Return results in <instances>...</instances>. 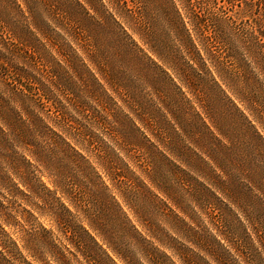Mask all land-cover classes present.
<instances>
[{
	"label": "clouds",
	"instance_id": "clouds-1",
	"mask_svg": "<svg viewBox=\"0 0 264 264\" xmlns=\"http://www.w3.org/2000/svg\"><path fill=\"white\" fill-rule=\"evenodd\" d=\"M16 3L43 48H32L34 59H21V54L13 55V60L47 85V95L64 116L46 115L30 101L46 126L41 134L17 96L29 94L14 84L16 74L9 62L0 61L9 70L0 78V94L20 113L43 152L21 139L0 116V130L12 144L2 151L14 150L29 166L18 167L9 155H0V264H189V253L201 264H220L219 257L193 239L194 233L212 238L230 264H255L248 250L236 242L239 233L226 227L222 210L215 202L198 199L196 184L183 172L231 208L235 217L228 219L243 226L251 247L264 258V226L251 215L250 206L231 198L207 169L197 167L198 155L227 179L209 152L207 136L198 144L200 134L192 137L185 131L186 122L195 119L202 131L233 150L237 166L232 171L264 199V191L249 179L247 166L254 157L253 167H264V40L257 34V29L264 32V10L257 15L251 0H244L230 17L207 0H100L101 14L91 0H79L89 16L111 27L106 40L112 45H102L108 48L106 60L87 29L56 3L42 0L39 7L54 30L51 34L33 23L25 0ZM180 7L189 17L200 47L186 27ZM105 16L110 17L107 23ZM202 16H220L227 22L255 82L249 79L246 84L236 59H226L219 42L209 39L211 26L206 31L205 26L198 27ZM151 19L158 21L157 32H167L171 52L153 47ZM181 26L191 45L179 33ZM3 37L7 47L0 43V51L10 54V49L20 47L7 26ZM189 50L195 52L194 58ZM107 61H114L135 87L113 79ZM56 65L70 77L75 91L58 82L52 73ZM193 69L206 84L192 74ZM45 73L52 75V81ZM161 76L154 85L153 80ZM145 112L153 121L145 122ZM125 117L145 146L129 143L121 134L124 125L120 121ZM174 135L179 137L175 143ZM168 161L183 172H173Z\"/></svg>",
	"mask_w": 264,
	"mask_h": 264
},
{
	"label": "trees",
	"instance_id": "trees-1",
	"mask_svg": "<svg viewBox=\"0 0 264 264\" xmlns=\"http://www.w3.org/2000/svg\"><path fill=\"white\" fill-rule=\"evenodd\" d=\"M28 4L29 11L32 15V21L39 27L42 31L51 34L54 30L47 24V22L41 16L39 11L40 4L42 0H25ZM51 2L56 3L58 9H63L68 13L70 17L78 22L81 28L87 29L89 35L93 36V39L97 45V48L100 52L101 56H104L107 60L108 55V48L103 47L102 45L107 44L108 46L112 45L111 41H107L106 37L108 33L111 31L110 25L106 28L104 25H101L99 21L95 20L94 17L88 15L87 11L83 9L80 5L79 0H51ZM93 5L97 7V10L103 14V6L100 4V0H91ZM190 3H195L197 0H189ZM205 0H198V3H203ZM207 2L213 3L217 6V8L225 15L230 17L233 13L235 8L241 6L244 3V0H207ZM253 5V11L259 15L261 10H264V0H251ZM11 9V11L9 10ZM195 11V9H194ZM181 15L185 17V25L191 31L193 39L197 45L200 47V41L196 38V33L192 28V24L189 20V17L185 14V10L183 7H180ZM195 17V14H194ZM154 19H151V28L152 31L149 33L150 38L153 42V47L157 48L158 45L155 43L154 37ZM106 23L110 21L109 16H105ZM0 43H4V46L7 47V43L4 41L3 37V30L4 27L7 26L11 33L17 37L20 41L19 48L10 49V54H6L4 51H0V61L7 60L11 66V71L15 73V81L14 84L23 90L24 93H28L29 96L25 97L21 93H17L18 98L20 99L25 111L32 117L33 124L36 125L37 130L44 133L45 125L40 117L31 109L29 102L37 103L38 106L41 108L45 114H51L54 116H61L63 117L64 114L58 108L57 104L49 98L47 95L50 92L47 85L40 80L38 76L32 73L27 67L23 65L17 64L13 60V55H21V59L28 57L29 60L34 59L32 58L33 52L32 48L36 50H40L43 48V45L39 42L38 38L29 28L26 18L24 17L23 13L19 11V5L16 3V0H0ZM226 21L220 16H212V17H199V25L203 28L205 26L206 29L211 26L213 30V36L210 37L213 42L218 41L220 47L224 48L225 52L227 53V57L235 58L238 62L239 66L243 69L244 73V81L247 84L249 79H252L255 82V77L252 74L247 62L245 61L243 55L239 51L234 39L232 32L226 27ZM179 33L182 34L187 43L191 45V40L187 38L186 30L182 28V26L178 29ZM258 37L264 40V32H260L257 29ZM51 42V38L47 37ZM166 42V41H165ZM165 42H163L160 46L161 52H171L172 47H169ZM163 48V50H162ZM220 49L218 48L217 51ZM201 53L205 56L207 55L204 53L203 48L200 49ZM190 57H195V52L189 50ZM197 57H199V53H196ZM261 59L264 60V55L261 56ZM109 64L110 74L113 79L117 80L118 82L126 81L124 77L121 76L120 72L115 70L114 67L116 63L114 61H107ZM201 66H203L201 62ZM214 70V69H213ZM8 68L4 67L2 63H0V78H3L4 75L8 73ZM52 73L57 77V80L60 84H63L66 88L75 91L74 84L71 82L70 77L66 75L64 71H62L59 65H56L52 68ZM192 74L196 76L202 83H207L203 77H200L198 73L193 69ZM46 78L49 81H52V75L45 73ZM11 80V77L9 76ZM191 79V76H189ZM28 81L29 83H25ZM126 86V85H125ZM53 87H56V84L53 83ZM264 88V86H262ZM59 90V89H58ZM63 95V93H61ZM39 97V100H34L33 98ZM81 110L84 109L83 105H78ZM0 116H3L8 120L10 125L19 132V137L21 139H25L28 143L34 144L36 149L39 153L43 154L42 149L38 142L34 139L33 132L31 129L27 128L25 121L21 118L20 113L17 112L14 108L11 107L9 101L0 94ZM120 119L119 117H117ZM67 123L75 124L74 121H71L70 118L64 117ZM127 118L125 117L120 122L124 127L120 129L121 134L124 136L129 143H136L139 144V139L136 138V133L132 129L131 126L128 125ZM185 131L192 137H195L197 134H200V140H197L196 143H201L204 141L205 136H207V143L211 145L210 154L213 156V159L217 160L219 165L224 169L227 174V179H222L215 171L207 165V162H204L201 157L197 155V167L203 169H207L208 175L212 177L215 184L226 194H228L231 198L236 201H240L243 205H248L252 208L251 215L255 217L256 220L260 221L262 226H264V199H260V197L256 196L253 192V189L249 187L242 179L241 175L233 172L232 168L237 166L233 163L234 153L233 150L227 149L224 147L220 141L216 140L212 135H208V133L193 129L191 126V122H186ZM211 134V133H210ZM179 140L178 135L173 136V142ZM215 140V142H213ZM215 143V147L212 144ZM12 148V144L8 141L7 137L3 134L2 130H0V155H9L11 159L15 160V164L18 167H22L23 165L25 168H28V164L23 159L16 157L15 151L13 150L11 153H4L2 149ZM148 150L151 152V148L147 147ZM182 151V149H180ZM46 155V154H44ZM251 155V153H249ZM238 159H243L242 157H238ZM255 158L252 157V160L248 163V167L251 169L249 173V179H253V183L256 184L257 187L264 191V167H260L259 165L253 167ZM155 163V161H154ZM241 168L244 167L243 164L240 165ZM176 168V167H175ZM259 169V170H258ZM156 170L159 173L160 171V164L156 163ZM176 172V169L173 170ZM179 175V174H177ZM187 180L190 182H194L197 187V191L199 192L198 199H202L205 203L215 202L216 207L222 210V213L225 215V224L228 230L232 233H239L240 237H237L238 245L244 249L246 248L251 255L255 264H264V258L259 257V255L255 252V249L251 247V244L248 242L247 234L243 231V226L240 224H233L231 219L234 218L235 214L232 212L231 208L225 204L214 192L210 189L202 185L199 181H196L194 177L185 176ZM2 179V178H0ZM47 233H44V237H47ZM197 237L194 233L193 238ZM81 240L84 239L83 235H81ZM203 245L205 248H210V246ZM209 251L211 250L208 249ZM213 254L220 258V264H230L226 254H224L223 249L216 245L214 250H211ZM190 257L189 264H194L193 259L189 254H186Z\"/></svg>",
	"mask_w": 264,
	"mask_h": 264
},
{
	"label": "rangeland",
	"instance_id": "rangeland-1",
	"mask_svg": "<svg viewBox=\"0 0 264 264\" xmlns=\"http://www.w3.org/2000/svg\"><path fill=\"white\" fill-rule=\"evenodd\" d=\"M153 23H154V30H155V29L157 28V26H158V21H156V20L154 19V20H153ZM153 35H154V37L156 38L154 41H155V43L158 45L157 49H158L159 51H161V50H160V46H161V45L163 44V42H165V41H166L165 43H166L169 47H172V45H171L170 42H169L168 34H167L166 31H164V30L161 29L159 32H157V31L155 30ZM162 46H164V45H162ZM162 50H163V48H162ZM162 52H163V51H162ZM114 69H115V70L118 69L116 65H115ZM117 71H119L120 74H121V76L124 77V79L126 80V86H132V87H135V82L132 81L130 77H126L125 74H124V72H123L122 70H120V69H118ZM161 72H162V70H161ZM161 79H163L162 76L159 77V78L156 79V80H153L154 85L158 84V83H159V80H161ZM144 115H145V117H146V121H145L146 123L149 122V121H153V118H152L151 116H149V114H148L147 112H145ZM190 122H191V126H192L193 129L201 130V131H202L201 127H200L199 125L196 124L195 119H193V120L190 121ZM128 125L130 126V122L128 123ZM208 135L210 136L211 134L208 133ZM139 141H141V140H139ZM213 142H215V140H213ZM139 145H141V146H145V145H144V141L139 142ZM212 145H213V144H212ZM207 146H208V149H209V152H210V150H211V145H209V144L207 143ZM147 147H150V148H151L150 145H148ZM194 155H195V154H194ZM204 162H206V161H204ZM167 163H168L169 167H170L172 170L176 169V171L183 172L182 169H179L178 166L173 165L170 161H168ZM175 167H176V168H175ZM183 175H184V176H189L188 173H186V172H183ZM194 178H195V177H194ZM196 235H197V237H194L193 239L196 240V241L198 242V244H199L201 247L205 248V246H204L203 244H204V243H207L206 245L210 246L211 250H214V249L216 248V244H215L216 242H215L212 238H209V237H207V236H202V237H200V236H198V234H196ZM177 246H178V247H183L182 245H179V244H177ZM210 248H206V249H210ZM211 250H210V251H211ZM185 251H188V250L185 249ZM189 255L191 256L190 253H189ZM191 258L193 259V262H192V263H194V264H201V262L199 261V258H196V257H194V256H191Z\"/></svg>",
	"mask_w": 264,
	"mask_h": 264
}]
</instances>
